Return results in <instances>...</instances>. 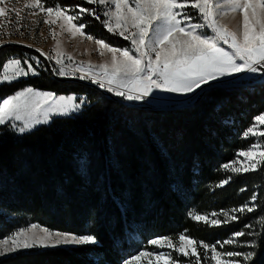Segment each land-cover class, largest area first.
Wrapping results in <instances>:
<instances>
[{
	"label": "trees",
	"instance_id": "16d2710c",
	"mask_svg": "<svg viewBox=\"0 0 264 264\" xmlns=\"http://www.w3.org/2000/svg\"><path fill=\"white\" fill-rule=\"evenodd\" d=\"M45 3L67 7L65 0ZM79 5L94 8L86 2ZM96 9L103 20L104 9ZM84 22L85 32L95 38L129 46L93 16L86 14ZM24 53L38 55L20 46L1 49L0 73L4 63ZM243 84L212 89L191 107L145 110L83 84L63 85L49 70L0 83V101L25 87L76 94L78 102L86 97L78 113L55 117L31 132L18 134L9 124L0 125V235L7 228L37 224L63 233L93 234L98 241L29 250L0 259V264H123L149 240H177L182 232L197 241L199 264H214L211 252L199 242L223 251L217 242L231 239L235 231L252 233L239 238L242 245L253 244L240 250L254 253L242 264H264V162L239 174L221 167L258 141L243 133L264 111V83ZM259 141L264 144V137ZM228 176L232 179L227 185L216 187ZM253 194L257 209L236 213L238 221L208 226L187 215L192 209L199 214L229 211L248 203ZM246 224L253 227L246 229ZM174 259L178 264L196 261Z\"/></svg>",
	"mask_w": 264,
	"mask_h": 264
},
{
	"label": "snow or ice",
	"instance_id": "6c2138e0",
	"mask_svg": "<svg viewBox=\"0 0 264 264\" xmlns=\"http://www.w3.org/2000/svg\"><path fill=\"white\" fill-rule=\"evenodd\" d=\"M45 2L46 0H25V5L30 15H39L41 12L45 14L43 23L50 26L53 39H56L57 34L51 26L60 21L62 32H68L73 38L79 35L94 40L99 46L100 55L110 53L111 60L100 65L75 62V67L68 72L65 70L64 58L73 62L71 54L60 51L59 47L53 49L54 55H49L42 49L36 51L61 65L58 69H53L56 74L76 76L79 73L78 79L90 80L100 88H106L108 92L128 101L145 100L154 91L189 95L213 81H223L241 73L257 74L264 71V0H86L89 5H98L105 9L103 20L96 8L79 4L72 7L60 4L45 7ZM4 3L5 0H0V5ZM188 8L194 10L195 15L187 11ZM36 9L39 12L34 11ZM8 11L5 7H0V17H4ZM13 11L16 12V28L19 30L20 14L19 11ZM69 12L72 14L69 15ZM85 14L100 21L109 33L129 41V46L116 47L105 39H97L86 33V22L74 23L83 21ZM229 15L232 19L236 15L241 17L235 29L222 22ZM20 35H24V32H20ZM23 46L33 47L31 44ZM0 47H3L2 42ZM35 63L40 65L39 57L35 59ZM29 74H39L31 62L9 59L3 64L0 83H11ZM83 104V99L77 102L75 96H58L55 92H42L25 87L0 101V125L9 124L13 130L25 133L38 124L48 123L54 115L78 112ZM17 121H22V124L18 125ZM259 125H264V111L254 117L253 124L243 133L244 137H264V130H259ZM260 149V143L252 144L247 150L239 151L236 154L237 159L221 167L226 172L236 174L255 171L257 165L264 162V151ZM240 157L244 159L241 160ZM231 179L228 176L216 187L227 185ZM256 201L257 195L253 194L248 203L229 211L199 214L192 209L187 215L208 226H220L238 221L240 217L236 213L254 212L257 209ZM218 216H223L224 219L215 218ZM261 225L264 226V218L261 219ZM252 227V224L245 225L249 230ZM37 228L36 224H31L0 238V257L37 247L88 245L98 242L93 234L53 232L48 228L34 231ZM246 235L252 233L235 231L231 239L217 243L221 249L224 245L233 243L238 247L253 246L250 241L244 242V245L239 242L238 238ZM148 243L173 249L185 257L195 256V264H199L197 241L185 232L178 235L175 243L167 236L151 239ZM199 244L205 250L210 248L213 253L211 259L215 264H242V261L248 262L254 256L253 252L234 250L223 253L230 259H221L222 253L217 251L215 244L210 246L203 241ZM151 256L155 257L157 264H178L171 259V252L154 254L147 251L132 255L123 260V264H140L142 257ZM149 264H152L151 260Z\"/></svg>",
	"mask_w": 264,
	"mask_h": 264
},
{
	"label": "rangeland",
	"instance_id": "374dc122",
	"mask_svg": "<svg viewBox=\"0 0 264 264\" xmlns=\"http://www.w3.org/2000/svg\"><path fill=\"white\" fill-rule=\"evenodd\" d=\"M65 1L67 2V7L75 6L77 4H80V2H86V0H65ZM91 6H93L94 8L101 7L98 5H91ZM0 7H5L6 9L9 10L4 17H0V33H3V35H0V42H2V43L7 42V43L18 44V45H22V46L26 45V44H31V45H33V47H31L30 49H33L35 51H36V49H42L44 52L48 53L49 55H54L55 53L53 52V49L59 47L60 51L66 53V54H71L73 57V62H69L66 57L64 58V65H66L65 70L68 72H71V69L73 67H75V62L83 61L85 63L90 62L94 65H100L103 63H108L111 60V54L110 53L105 52L104 55H100L99 46L95 44L94 40H88L85 37H81L79 35H77L76 37L73 38V37H71V35L68 32H66V31L62 32L61 27H60V23H61L60 21H57V23L55 25L51 26L52 28L55 29V32L57 34L56 39H53L52 36L50 35V26L48 24L43 23V20L45 18V14L42 12L39 13V15L28 14L29 10L27 9V7L25 5V0H5V3L3 5H0ZM45 7H47L46 3H45ZM101 8H103V7H101ZM13 9L16 11H19V14H20L19 30H17V28H16L17 17H16V12L13 11ZM34 11L39 12L38 9H36ZM187 11H189L191 14L195 15V11L192 10L191 8H188ZM68 14L71 15L72 13L69 12ZM85 16H86V14L83 16V21H75L74 23L84 22ZM240 19H241V17L239 15H236L235 19H232L231 15H229V16L225 17L222 22L227 23L230 28L235 29L236 26L238 25ZM37 22H39V23H37ZM29 30H30V34H29ZM84 31H85V29H84ZM20 32H24V35H20ZM41 33H42V35H41ZM116 37L121 38L119 36H116ZM57 41H59V45H57ZM37 57H39V59L41 61L40 65H36V63H35V59ZM11 59H13V58H11ZM21 59H22V62L24 60L31 62L33 64V67L36 68V71L39 74L38 75L29 74L27 76L19 77L18 79L14 80V81H17L20 79H26L29 77L39 76V75H41V73L43 71L49 70L47 63L45 62V60L41 56H38L35 54H30V53L29 54L24 53L21 55ZM48 61L52 64L54 69H58L59 67H61V65H57L54 60H48ZM49 72H50V70H49ZM55 74H56V72H55ZM56 75L60 78L78 79L77 77H78L79 73H77L76 76H73V75L60 76L58 74H56ZM262 77H264V71L257 73V74L241 73V74H238L237 76L232 77V78H225V80H223V81H213L209 85L202 86V89H198L195 93H192L189 95H181V94H176V93H164V92L154 91L152 96H150V97H148L142 101H128V100L124 99L123 97H120V96H117V97L120 100H123L124 102L130 103V104H148V105L153 106V107H175V106H179V105H183V104H187V103L191 102L197 96V94L206 87L213 86V85H223V84H228V83H250V82L257 81V80L261 79ZM14 81H12V82H14ZM84 81L91 82L90 80H87V79ZM60 83L63 85L66 84V83H62V82H60ZM1 84H10V83L9 82H3ZM68 84H70V83H68ZM37 90L42 91V92H53V91H44V90H40V89H37ZM111 93L114 94L113 92H111ZM56 94L58 96H60V95H62V96H75L78 99V95H76V94H66V95L59 94V93H56ZM85 98L86 97H84V96L82 97L84 102H85ZM81 108H80V110H81ZM78 112H73V113H78ZM73 113H71V114H73ZM71 114H69V115H71ZM69 115H54L51 117V119L49 120L48 123L38 124L31 131L35 130L36 128H38L41 125L49 124L50 121L55 117L69 116ZM16 123L19 125V124H22V121H17ZM258 129L264 130V125H259ZM31 131H26V132H31ZM17 133L22 134L19 132H17ZM253 137H255V136H253ZM255 138L258 139V141L256 143H260V145H261L260 150L264 151V144L259 141V137H255ZM240 159L243 160L244 158L240 157ZM259 165H257V169H258ZM37 226H38V228L35 229L34 231H39L40 228H45V227H42L39 225H37ZM26 227H28V226H26ZM18 229H19V227H17L15 230H12V229L9 230L7 228L6 230H4L2 232L3 235H0V238L6 237V236L10 235L11 233L17 231ZM51 231H53V230H51ZM53 232H59V231H53ZM135 237H136V240H139V237L137 235H135ZM131 238H132V236H131ZM238 240H239V238H238ZM173 242L175 243L176 240L174 239ZM75 246H78V245L70 244V245H60L57 247L71 248V247H75ZM228 246H230V248H232L233 251L234 250L240 251V250H242V248H244V246L238 247L236 243H233V244L228 245ZM49 248H56V247H49ZM35 249H47V248H38L37 247V248L28 249V250H20V251H17L15 253L6 254L5 256L0 257V259L6 258L9 256H13V255H16V254L21 253V252H26V251L35 250ZM196 250H197V253H199L198 245H197ZM222 250L223 251L217 250V251H220L222 253L221 259H230V258L223 255V253L228 252L227 249L225 247H223ZM140 251H147V252L154 253V254H158L160 252H165V253L171 252V254H172L171 259L174 261H176L174 259L175 256H183V255L175 252L173 249H169L167 247L160 248V247L155 246V245H150L149 243L147 245L143 244L142 248L139 251L133 250L132 255L138 254ZM206 251L211 252L210 248L207 249ZM211 254L213 255L212 252H211ZM193 257H195V256L189 255L187 258H193ZM236 259H241V258H236ZM150 260H151L152 264H157L154 256L142 257L140 264H149ZM213 262L215 264L214 260H213ZM160 264H162V262H160Z\"/></svg>",
	"mask_w": 264,
	"mask_h": 264
},
{
	"label": "water",
	"instance_id": "95a60500",
	"mask_svg": "<svg viewBox=\"0 0 264 264\" xmlns=\"http://www.w3.org/2000/svg\"><path fill=\"white\" fill-rule=\"evenodd\" d=\"M9 46H20V47H23V48L31 51V52L37 53L39 56H41L45 60V62L48 65V68H49L50 72L53 74L54 78L57 79L59 82L83 84V85H85L87 87H90L92 89H95V90L99 91L100 93H102L108 99H111V100H114V101H121L117 96H115L111 92H108L106 90V88H100L97 84H94L92 82H87V81L80 80V79H75V78H60V77H58L55 74V72L53 71L54 68H53L52 64L48 61V59H46L39 52H37V51H35L33 49H30L28 47H25V46H22V45H18V44H12V43L3 42V47H0V50L5 48V47H9ZM263 83H264V77H262L261 79H259V80L254 82V84H263ZM243 85H244L243 83H228V84H223V85L209 86V87H206L203 90H201L191 102H189L187 104L175 106V107H153V106H150L148 104H130V103H126V102L125 103L127 105H129V106L136 107V108H139V109H145V110H178V109L191 107V106H194V105L198 104L209 91H211L212 89H215L217 87H221V88H226L227 89V88L241 87Z\"/></svg>",
	"mask_w": 264,
	"mask_h": 264
}]
</instances>
